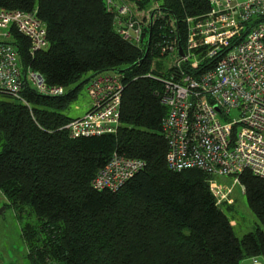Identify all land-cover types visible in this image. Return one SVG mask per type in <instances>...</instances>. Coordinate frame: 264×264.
I'll list each match as a JSON object with an SVG mask.
<instances>
[{"label": "trees", "instance_id": "obj_1", "mask_svg": "<svg viewBox=\"0 0 264 264\" xmlns=\"http://www.w3.org/2000/svg\"><path fill=\"white\" fill-rule=\"evenodd\" d=\"M128 1L140 9L149 3ZM159 1L161 10L178 20L182 42L185 19L209 11L208 0ZM0 8L37 9L49 48L32 58L29 41L18 33L13 45L48 86L77 85L55 98L25 91L31 111L13 100L0 101V193L17 218L33 220L21 229L29 264L264 259V179L250 172L239 177L261 227L238 239L210 192L211 177L198 170H169L162 131L167 109L159 97V75L151 70V53L144 60L146 51L120 38L105 0H0ZM121 72L125 91L119 133L70 138L65 127L75 119L61 111L84 85L83 76ZM115 153L143 161L145 169L116 193L97 192L92 183Z\"/></svg>", "mask_w": 264, "mask_h": 264}, {"label": "built area", "instance_id": "obj_2", "mask_svg": "<svg viewBox=\"0 0 264 264\" xmlns=\"http://www.w3.org/2000/svg\"><path fill=\"white\" fill-rule=\"evenodd\" d=\"M148 1L157 6L152 22L151 17L140 20V7L128 0H105V4L116 33L133 47L147 51L152 30L149 53L168 66L167 75L156 77L167 109L162 131L168 144V168L210 176L216 205L232 206L233 190L224 189L218 179L233 178L235 186L244 172L264 179V0H208L207 14L185 19L183 42L178 20L161 10L159 0ZM14 33L29 41L33 58L49 48L47 28L37 9L0 8V95L31 111L25 91L55 98L63 96L65 89L48 86L40 74L25 66L13 45ZM124 91L122 74L90 81V110L67 124L70 138L117 135ZM234 112L239 120L229 121ZM143 169V161L115 153L92 187L116 193Z\"/></svg>", "mask_w": 264, "mask_h": 264}, {"label": "rangeland", "instance_id": "obj_3", "mask_svg": "<svg viewBox=\"0 0 264 264\" xmlns=\"http://www.w3.org/2000/svg\"><path fill=\"white\" fill-rule=\"evenodd\" d=\"M157 10L155 3L150 1L141 8L137 15L140 20L150 19L151 14ZM154 57V55H153ZM165 61L157 62L152 58L151 70L156 72L157 75H167V65ZM91 75H84L81 79L83 83L89 79ZM88 84H84L76 93L74 99L70 100L67 109L61 111L63 115L71 119L83 118L91 107V101L87 94ZM77 85H73L65 89V94L74 91ZM12 99L0 95V101H11ZM229 121L239 120L238 113L234 112L230 115ZM224 189L233 190L231 196L234 201L232 210L229 211L228 205H223L221 210L228 216L236 237L242 239L245 235L254 232L258 227H261L259 220L251 212L247 199L244 195V190L241 185H234L233 178H221L217 180ZM31 218L24 217L23 220L17 218L15 212L7 207L2 201L0 194V264H29L26 258L27 252L25 244L22 240L21 229L28 223L32 222ZM264 261V260H262ZM243 263V262H242ZM241 263V264H242Z\"/></svg>", "mask_w": 264, "mask_h": 264}, {"label": "water", "instance_id": "obj_4", "mask_svg": "<svg viewBox=\"0 0 264 264\" xmlns=\"http://www.w3.org/2000/svg\"><path fill=\"white\" fill-rule=\"evenodd\" d=\"M154 15H155V12L152 13V16H151V22L153 21V18H154ZM151 34H152V30H151V33H150V36H149V41H148V47H147V51H146V55H145V58L144 60L147 58L148 54H149V51H150V45H151ZM179 54L181 57H183L184 53H183V48L181 46V44H179ZM143 60V61H144ZM118 74H124V72H121V73H118ZM99 75H93L91 76L89 79H87L86 81H84V83L82 84H87L89 83L90 81H92L93 79H95L96 77H98Z\"/></svg>", "mask_w": 264, "mask_h": 264}, {"label": "crops", "instance_id": "obj_5", "mask_svg": "<svg viewBox=\"0 0 264 264\" xmlns=\"http://www.w3.org/2000/svg\"><path fill=\"white\" fill-rule=\"evenodd\" d=\"M1 196H2V201L7 206L8 205L7 200L4 198V196L2 194H1ZM262 260H264V259H262V258L250 259V260H245L242 264H264V261H262Z\"/></svg>", "mask_w": 264, "mask_h": 264}]
</instances>
